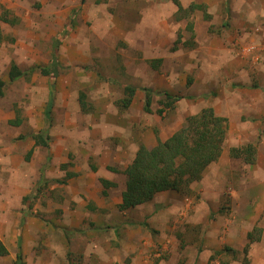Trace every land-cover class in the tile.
Here are the masks:
<instances>
[{
	"label": "rangeland",
	"instance_id": "1",
	"mask_svg": "<svg viewBox=\"0 0 264 264\" xmlns=\"http://www.w3.org/2000/svg\"><path fill=\"white\" fill-rule=\"evenodd\" d=\"M179 2L183 7L191 3L205 4L211 18L207 20L201 11L195 12L188 20L193 24L192 34L185 29L188 21L174 20L177 8L172 0H85L81 5L80 0H68L66 3L61 0H0V17L6 14L2 11L3 7L12 9L21 19L16 26L2 25L7 38H13L12 43L17 46L31 44L30 52L21 50L20 53L9 50L12 45L8 46L9 40L2 45L0 78L8 72L10 64L6 60L10 56L20 70L48 65L50 55L56 56L62 66L59 71L62 80L60 91L62 87L66 90L63 104L52 110L55 118L52 138L61 134L64 138L68 137L67 151L60 152L56 148L55 151L78 157L76 162L81 161V175L87 173V155L94 157L97 163V154L107 155L110 151V155L114 156L118 147L125 157L117 164L122 167L129 165L133 151L126 143L127 139L134 142L132 145H138L143 139L154 147L157 145L154 129L164 141L182 125L186 117L209 106L214 108L217 115L232 118L223 145V158L232 146L251 143L256 145V149L260 147L259 159L251 166L236 159H222L205 170V183L202 176L200 181L191 184L186 196L173 191L155 195L131 218L117 216L120 213L115 205L120 198L117 189L111 198H105L100 189L90 188V195L96 193L92 195V204H101L102 208L85 215L89 210L81 207V222L79 219L69 222L74 228L68 229L66 220L52 244L53 250L59 253L70 244L72 251L68 249L70 256L65 258L66 263L197 264L203 253L208 252L203 258V262H206V258L212 255L211 238L227 241L229 233L242 226L240 221L236 223L233 218H238L242 213L250 215L253 204H264V0ZM178 35L180 41L175 45L178 48L173 50ZM185 41L190 42L184 46ZM250 46L254 47L253 51L245 53L243 49ZM69 51L74 54L73 57L67 54ZM157 58L163 60L158 73L149 63ZM90 72L94 80H91ZM31 76L30 79L8 83L4 96L0 98V133L8 142L16 143L17 135H22L21 138L32 135L27 129L28 121H33L30 118L23 124L21 122L27 128L20 126L21 129L17 130L16 126L6 124L9 114L22 109L16 110L17 92L20 88L32 87L45 93L43 86L53 81V76H42L39 70ZM189 77L192 82L187 86ZM253 82H256L254 88ZM125 84H133L137 92L129 109L124 112L117 109V129L109 125L97 127L102 118L105 120L104 117H108L110 109L107 107L111 108L113 116L116 110L114 104L98 103L102 108L98 107V115L101 114L102 118L96 120V124L91 123L95 114L78 111L80 90L88 98L87 102L98 101L107 97L104 91L111 85L112 90H116L113 98L118 100L122 98V85ZM141 88H150L160 94H153L152 114L142 111L144 95ZM164 90L180 95L182 99L172 109L163 110L159 116L156 110L160 108L158 102L163 100ZM258 97H261L263 104L257 116L262 117L253 119V113L246 112L258 106ZM246 101L255 106L245 107L238 112V106L250 105ZM67 116L70 128L64 130L62 126L67 123ZM120 116L126 118L120 120ZM84 118L85 125L82 124ZM113 178L117 183L122 182L124 187V176L115 175ZM12 183L22 185L21 182ZM84 183L86 187L92 186L87 179ZM41 184L34 189L26 188L21 200L18 199L21 205H15L17 226L24 221L22 229L26 228V231L20 233V246L17 245L19 236L13 239L10 252L6 257H0V264H15L18 246L22 264L38 263L41 250L49 249L51 244L43 232L39 233V224L42 227L51 226L59 215L65 219L66 213L73 208L72 204L61 206V200L75 201L74 194L77 197L81 195V191L76 193L77 186L74 189L54 181ZM255 184L261 188L258 189L260 195L256 194L255 188L248 192ZM84 193L86 196V191ZM85 196L78 198L79 202L85 201ZM13 201L17 202V199ZM247 202L249 204L244 206ZM253 209L255 213V207ZM143 223L148 227L141 225ZM105 226L109 229L104 230ZM255 226L261 229L263 235L264 206L259 211ZM255 226H251L249 231H253ZM253 234L257 236L254 231ZM225 246L227 242L222 249ZM241 251L234 250L231 256L217 257L210 264L218 261L219 264L221 261H231V264L258 261L264 264V253L258 252L255 260V256Z\"/></svg>",
	"mask_w": 264,
	"mask_h": 264
},
{
	"label": "crops",
	"instance_id": "2",
	"mask_svg": "<svg viewBox=\"0 0 264 264\" xmlns=\"http://www.w3.org/2000/svg\"><path fill=\"white\" fill-rule=\"evenodd\" d=\"M57 1H60V0H57ZM67 1L68 0H61V2H64V3H66ZM80 5H81V0H80ZM47 7H48V5H47ZM9 9H5L2 7V11H5L6 14L1 15V17L4 16L7 19V21L1 20V17H0V33L2 35V37H1L2 40L0 42V48L2 47V45L4 43H6L9 40L7 38V35L3 31L2 25L3 26L6 25V27H9V26L12 27V26L19 25L21 23L20 16L18 17V14L13 13L11 11L12 9H10V10ZM9 41H10V43H8V46H10V44L12 42H14L13 38H11V40H9ZM29 45H31V44H29ZM29 45L20 44L19 46H17L16 44L12 43V45L9 47V50L12 52L16 51V53L17 52L20 53L21 50H25V52H30L31 49H30ZM56 48H57V45H55V49ZM223 50H224V46L222 47V51ZM67 54L69 56H72V57L74 55L71 51H69V53H67ZM29 56H31V55H28L27 57H29ZM50 56H51V58L53 56L56 58L55 55H50ZM11 58L12 57L10 56L6 60L7 63L9 61L10 66L12 64L17 63ZM57 62H58V60H57ZM59 62H58V68L60 70V68L62 66L60 65ZM49 64H50V62H49ZM10 66H9V69H10ZM33 67L35 68L37 66H33ZM33 67H30L28 70H22V71L28 72L29 70H32ZM9 69H8V71H9ZM35 72H37V70H34L31 73H29L30 74L29 76H23L16 81H19L21 79H30V77H32L31 75ZM89 75H90L91 80H92L94 78L93 73L90 72ZM6 76L0 78V80L3 81L5 84L4 94H5V88H6L7 84L16 82V81H14V82L9 81L8 72H7ZM45 77H49V76H45ZM79 77L81 78V74L79 75ZM52 79H53L52 82L48 83V85L43 86V88L46 89L45 93L42 90H37V89H34L32 87L20 88V90L17 92L19 97L16 98V110H20L21 108L22 109L20 110V112L16 111V113L9 114L6 117V120H9V121H7L6 124L8 126L12 125V126H14V128L16 126L17 130L21 129V127H23V128L26 127L24 125H21V122L23 124V122L29 118L31 120H33V121H30V120L28 121L29 122V128H27V127L26 128L28 130H30V133H32V135L42 133L45 136H47L48 137L47 146L43 147L41 145H37L35 143V141L32 139V135H31V137H27V138L26 137L21 138L22 135H20V136L17 135L16 136L17 141H16V143H14L12 141L8 142L7 139H4V136H3L4 134L2 132L0 133V242L6 248L7 255L10 252L9 251L10 248L13 246V239H15L18 236H19V243L17 245L20 246V238H21L20 233L22 231L25 232L26 228L22 229V224L24 221H21V220H20L21 222L19 224L20 226L19 227L17 226L19 222H17L18 218L15 215V205H17L18 207L21 205L20 197H21V195H23L25 193L26 188L31 187L32 189H34L38 186H41L42 185L41 183L48 184V183H51V181H54L61 186L68 185L74 189H75V186H77L76 193L81 191V195L79 197H77L73 193L75 201H72V200L69 201V199H64L63 201L61 200V206H69L70 204H72V208H73L71 212L66 213L67 216H65V219L63 218L62 215H61V217L59 215L56 219H54L51 226L50 225H44L42 227V224H39L40 225L39 228L41 230V231H39V233L43 232V235L46 236V240L51 241V244L49 242V244H50L49 249H45L43 251L41 250L39 262L36 264H70V263H66L67 260L65 259L70 254L68 251L69 250L72 251V249L70 248V244L65 246V249H63L60 253L58 251H54L53 247H52V244H53V242H55V239L59 235L60 230L64 228L63 225L66 224V220H67V223L69 225L68 229L74 228V226L72 224H70L69 222H73L76 219L77 220L79 219L81 222V207H83V208L87 207V209L90 211V212L89 211L85 212V215H88L89 213L92 212L89 209V204L90 203L92 204L91 199H92V195L95 192H93L92 195H90V191H91L90 188H95L97 190L100 189L99 191L102 192L103 188H102L101 183L99 182V178L106 179V180L116 184V188H111V189L107 190V196L105 198H108V197L111 198L112 193L117 189V191H118L117 193L120 194V196H119L120 198L115 202V205L117 207V205L121 202V193L125 189V182H126V177H125V175H123L121 173V171H123L128 165L126 164L124 167H122L119 164H117L120 161V159L125 157V155L122 153L120 154L121 148L116 147V152H115L114 156L110 155V151L107 155H104V153L101 155L97 154V156H96L97 163H96V161H94V159H93L94 157H92L91 155H87L86 156L87 173H85L83 176L80 173L81 172V166H80L81 161H80V163L76 162V159L78 157H71L68 154V152H66L64 155H63V153L60 154V152H62V151H67L66 148L69 145V139L67 136H66V138H64L63 137L64 135H62V134L52 138L53 132L51 130H52V126H53V120L55 119L54 116L52 115V110L56 109L60 104L61 105L63 104V101L65 100V98H64L65 92L64 91L66 89L64 87H62V91H60V82L62 80L59 78V76L53 77ZM116 84H117V80H116L115 86H116ZM45 86H46V88H45ZM80 87H81V85H80ZM100 87L103 88L102 86H100ZM43 88H41V89H43ZM115 91H116L115 89L112 90V86L110 85L104 91V93L107 94V97L103 98L101 100H98V101L97 100L96 101L89 100V102H87L88 98L85 95L84 101H85L86 107L83 110L81 108V98L79 96L80 93L82 92L80 90L79 95H78V103H79L80 109L78 108V111L82 112V113L83 112L84 113H90L93 115L95 114L93 116V118H91V123L96 124V120H100L99 118H102L101 114L98 115V107H100V106H98V103L102 102V103H107L109 105H113V104L115 105V103L119 100V99L117 100V98H115V99L113 98V96L115 95ZM60 92L62 95L60 94ZM111 100H112V102L109 103L108 101H111ZM133 101H134V98H133ZM262 101L263 100L261 99V97H258V100H257L258 106L256 108L253 107L255 105L252 102L246 101V103H250V105L249 106H247V105L246 106H243V105L238 106V109H239L238 112H240V110L245 108V107H249V108L253 107V109H248L246 113L251 111L253 113V117H252L253 119L260 118L262 116H257V113L260 111L261 103L263 104ZM87 103H89V104H87ZM73 105H74V103H73ZM131 105H132V103H131ZM107 108L110 109L109 110L110 113H109L108 117H104L105 120H103V118H102L100 120V123L97 124V127H102L104 125L116 127L118 125V123H117L118 118L116 117V115L118 113L117 107L115 108L116 110H114L113 116H111L112 115L111 108H109V107H107ZM65 109H67V108L65 107ZM48 110H49V112L47 113ZM69 110L73 111L72 109H69ZM92 110H94V111L91 112ZM231 113H234V111L231 110ZM79 116H81V113H79ZM14 117H16V119ZM120 117L122 118L120 120H124L126 118V117L124 118L122 116H120ZM224 117L228 118L227 115ZM85 119L86 118H84V120H83L84 123H82L84 125L86 124ZM231 119L228 118L229 126H231V122H232ZM66 121H67V123L70 122L68 119V116H67ZM66 124L64 126H62L63 128H65L64 130H68V128H70L69 123L67 125ZM80 126L81 125L77 126V128H79ZM117 127L115 129H117ZM121 128H123V127H121ZM141 136L143 137L144 135H141ZM140 141L148 149L153 147V145L151 143L148 144L143 139L142 140L140 139ZM22 143H26V145H22ZM126 143H128V145L131 147V151H133L132 155H131V159H130V163H131L132 159L134 158V153L137 150V145H132V144H134V142H130L128 139H127ZM55 148L60 152L55 151ZM259 148L260 147L257 148V159H259V155H260L259 154ZM105 151L106 150H104V152ZM222 152L223 153L221 154V157L219 158L217 163L218 162L220 163V161H222V159L224 161L226 158H229L228 151L226 152L225 158L222 157L225 151H222ZM70 157L73 158V161L70 160ZM103 158L105 159V161H103ZM107 158H109V159H107ZM89 162H92L94 165L97 166L96 171H91V169L89 167ZM104 162H105V164H104ZM76 164H77V167H76ZM103 166H105L107 168L102 169ZM109 167L115 168L117 170V172H114L111 169L109 170ZM206 171H205V173H206ZM72 173L75 174V176L68 178V174H72ZM205 173L203 174V177H204ZM253 173H256V171H254ZM115 175H121V176L125 177L124 187H122V182L117 183L115 181V179L113 178ZM46 177H51V179H47ZM86 179L88 180L89 184L92 186L86 187V183H84L86 181ZM217 181H219V179ZM12 182H14L15 184H21L22 183V185L21 186L13 185ZM205 182L206 181H205V177H204L203 183H205ZM214 183H216V185L218 184L217 182H214ZM80 185H81V187H80ZM251 187L252 188L248 189L249 193L254 191L252 189L255 188L256 194L260 195L258 189H261V188L259 187L258 184L252 185ZM84 191H86V196H85ZM171 192L172 191H165V192H161L157 195L171 193ZM73 194H72V196H73ZM256 194H254V195H256ZM101 195H102V193H101ZM84 196H85L86 200L83 202L81 200V202H79L78 198H81ZM261 196H262V194H261ZM14 199H17V202H14L13 201ZM18 199H20V200H18ZM242 201H244V200H242ZM247 204H249V203L248 202L245 203L244 206H247ZM256 204L252 205V213L250 215H245L242 213L240 216H238V218H237V216H235L233 218L234 221L236 220V223L238 221H240L242 223V226L239 230L237 229V230L231 231L229 233V237H228L227 241H222L220 238H215V239H214V237L211 238L212 249H210V250L212 253L215 251L221 250L222 246L226 242H227V246L229 248H231L233 251L234 250L235 251L242 250L241 252L243 254L245 253L244 248L249 243L247 235L251 232L249 230L251 229V226H255V221H257V218H259V211L264 206V204L263 205H261L260 203L257 205ZM92 205L95 206L97 209L102 208L101 204H98V203H95V205L94 204H92ZM141 206L142 205L137 206V207L132 208V209H129V210H126L124 212H120L119 214H117V216L123 217V218H126V217L131 218V217H133V214L139 213V208ZM253 207H255V213H253V210H254ZM241 212H243V210H241ZM47 227H49V228H47ZM19 246H18L19 253H16V256H15V261H14L15 264H22V260L20 257L21 250L19 249ZM128 249H131V248L128 247ZM258 252H260L261 254L264 253V233L262 235V231H261V235L259 237V240H254L253 242H251L249 245V248L245 254H249V256H251V255L255 256V260H256V258H257L256 256H257ZM207 253L208 252L203 253L202 257L200 258L201 261H199V263H197V264H210V256L207 257L208 259L206 258V262H203V258L205 256V254H207ZM6 256H2V257H6ZM98 264H104V263L100 262ZM215 264H219V261H218V263L216 262ZM228 264H231V261H228ZM248 264H260V262L258 263V261H253V262H250Z\"/></svg>",
	"mask_w": 264,
	"mask_h": 264
},
{
	"label": "trees",
	"instance_id": "3",
	"mask_svg": "<svg viewBox=\"0 0 264 264\" xmlns=\"http://www.w3.org/2000/svg\"><path fill=\"white\" fill-rule=\"evenodd\" d=\"M85 0H81V3ZM177 10L174 13V20L188 21L192 15L201 11L203 17L209 20L211 17L206 12L205 4L191 3L187 7H183L179 0H172ZM1 20L7 21L3 16ZM193 24L188 21L185 29L193 34ZM0 33V42H1ZM193 38V35L191 36ZM180 41L178 35L177 40L174 42L173 50L178 48L177 43ZM190 42V41H189ZM183 42V45L189 43ZM163 62L161 58L151 59L150 66L157 73L160 71V65ZM34 70H39L43 76H59V68L57 59L53 56L50 64L33 68L32 70L22 71L20 68L12 64L8 71V77L10 82H14L23 76H28ZM192 82V78H188L187 86ZM256 86V82H253L252 87ZM5 84L0 80V98L4 96ZM143 92V105L142 111L146 114H152V100L153 94L159 92L153 91L150 88H141ZM137 92V88L133 84L122 85V98H120L115 106L118 110L124 112L129 109L133 98ZM163 100L158 103L160 108L156 110L157 115H162L163 110H170L174 107V104L182 99L180 95H174L167 90L162 92ZM81 108L84 110L86 107L83 92L80 93ZM160 96V94H159ZM50 109V108H49ZM49 110L47 111V113ZM229 130L228 118L219 116L215 113L213 107H205L198 113L188 116L184 119V122L178 130H176L170 137L164 141L158 137L157 130L155 131V138L157 145L148 149L141 141L138 142L137 150L134 153V158L131 163L121 173L126 177L125 189L121 193V203L117 205L119 212L135 208L140 205L150 202L155 195L165 192L173 191L177 194L185 195L190 191V186L194 182L201 180L205 170L212 164L216 163L221 157L223 151V145L226 135ZM32 139L37 145L43 147L47 146L48 137L42 133L32 135ZM229 158L240 160L246 165L251 166L257 159V149L255 144H245L241 146H232L228 149ZM91 171H96L97 166L92 162H89ZM117 172L115 168L109 167V170ZM75 174H68L69 177H73ZM43 181V180H42ZM99 182L102 185V195L107 196V190L116 188V184L106 179L99 178ZM91 211H97L98 209L89 204ZM144 227H148L147 224H141ZM109 227L105 226L104 230H108ZM253 231L257 233V236L253 234ZM247 238L249 243L244 248V252L249 248V245L254 240H259L261 235V229L254 227ZM117 230L115 229V233ZM255 236V237H253ZM186 241V240H184ZM182 246H184L182 244ZM233 250L227 246L219 251H215L210 256V262L221 256H231ZM231 253V254H230ZM244 253V254H245ZM7 250L0 242V257L6 256ZM228 256V257H229ZM234 258V255L231 257ZM245 261L243 264H246ZM220 264H228V262L221 261Z\"/></svg>",
	"mask_w": 264,
	"mask_h": 264
},
{
	"label": "clouds",
	"instance_id": "4",
	"mask_svg": "<svg viewBox=\"0 0 264 264\" xmlns=\"http://www.w3.org/2000/svg\"><path fill=\"white\" fill-rule=\"evenodd\" d=\"M253 49H254V47H253V46H250V47L247 48V49L244 48L243 51H244L245 53H246V52H247V53H250L251 51H253ZM179 128H180V127H179ZM179 128H178V129H179ZM178 129H177V130H178Z\"/></svg>",
	"mask_w": 264,
	"mask_h": 264
}]
</instances>
